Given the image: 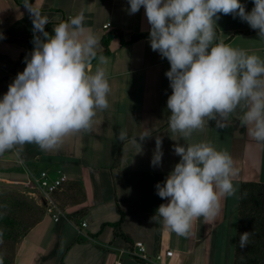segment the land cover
Wrapping results in <instances>:
<instances>
[{
  "label": "crops",
  "instance_id": "crops-1",
  "mask_svg": "<svg viewBox=\"0 0 264 264\" xmlns=\"http://www.w3.org/2000/svg\"><path fill=\"white\" fill-rule=\"evenodd\" d=\"M25 0H0V99L18 73L26 67L25 58L32 50L11 43L4 37L21 38L33 34L32 19ZM33 8L48 18L53 28L69 16L83 11L86 29L102 38L112 28L121 29L125 40L134 34L148 33L145 9L129 14L128 0H29ZM246 11L253 0H241ZM216 42L247 50L264 59V39L239 17L220 15L216 21ZM51 34V33H50ZM53 34V33H52ZM106 70L111 91L109 107L97 110L94 127L64 138L55 150L42 151L27 144L17 155L15 150L0 154V184L25 186L32 175L50 169L52 177L63 172L68 181L56 195L65 215L59 221L46 216L17 243L13 264H143L131 252L135 241H143L147 252L156 254L173 250L167 264H234L241 190L245 182L264 183V144L247 132L243 111L238 109L218 128L209 121L188 140L169 129L168 96L172 94L165 73L170 70L166 58L150 47L149 37L122 45L119 38L110 44ZM98 59L88 66L94 71ZM147 127L151 138L142 142V152L131 138ZM126 130L128 140L117 139ZM162 138L160 167L151 160L156 137ZM139 142V141H138ZM211 143L227 151L238 170L233 178L235 194L223 198L214 222L203 217L194 221L190 235L178 236L152 220L162 203L155 185L164 182L180 161L173 146L177 143ZM119 236L114 224L121 220ZM86 222L83 226L82 223ZM144 264H152L145 262Z\"/></svg>",
  "mask_w": 264,
  "mask_h": 264
},
{
  "label": "clouds",
  "instance_id": "clouds-1",
  "mask_svg": "<svg viewBox=\"0 0 264 264\" xmlns=\"http://www.w3.org/2000/svg\"><path fill=\"white\" fill-rule=\"evenodd\" d=\"M129 14L141 7L149 29L153 51L166 58L172 94L167 99L169 129L188 140L209 121L218 128L238 109L248 135L264 144V59L247 50L216 42V21L232 15L257 30L264 39V0H253L246 11L241 0H128ZM33 24L34 48L26 67L17 74L0 99V154L35 144L42 151L57 149L64 138L94 127L97 110L109 107L111 91L107 57L98 56L100 38L86 29L83 11L45 31L48 18L25 0ZM3 34L0 33V39ZM98 59L94 71L88 66ZM143 131L131 138L142 152V142L151 138ZM117 139L128 140L126 130ZM139 141V142H138ZM180 161L164 182L155 185L162 203L155 216L162 226L187 237L194 221L203 217L214 222L223 198L235 194L233 178L238 170L230 154L211 143L175 144ZM162 138L156 137L151 165L160 167ZM251 232L239 235V247L250 243ZM0 264H3L0 259Z\"/></svg>",
  "mask_w": 264,
  "mask_h": 264
},
{
  "label": "trees",
  "instance_id": "trees-1",
  "mask_svg": "<svg viewBox=\"0 0 264 264\" xmlns=\"http://www.w3.org/2000/svg\"><path fill=\"white\" fill-rule=\"evenodd\" d=\"M45 31L52 34L51 25H46ZM256 31L257 30H251V32ZM146 37H149V32L134 34L131 39L127 41L125 40L121 29L112 28L103 36V50L98 52V56H104L110 53V44L114 38H119L121 40V44L124 45ZM4 38L8 42L16 43L25 47L27 50H33L34 48L33 34L23 36L21 38ZM16 202L19 204L20 200H16ZM42 209L40 212L44 214V210ZM118 212L121 215V220L114 224L105 225L115 227L118 235L127 240V237L122 232L124 213L119 206ZM41 220L42 217H39L33 208H22L21 213L0 210V237H3L6 240L14 241L17 244V242H19L28 230L36 226ZM246 231L252 233L250 243L246 248L241 249L239 247V235ZM14 258L15 251L11 253V255H5L3 252L0 253V259H2L3 264H13ZM141 262L143 264L145 263L143 261ZM234 264H264V183L257 181L243 183L239 207Z\"/></svg>",
  "mask_w": 264,
  "mask_h": 264
},
{
  "label": "built area",
  "instance_id": "built-area-1",
  "mask_svg": "<svg viewBox=\"0 0 264 264\" xmlns=\"http://www.w3.org/2000/svg\"><path fill=\"white\" fill-rule=\"evenodd\" d=\"M67 181L68 178L63 172L58 171V174L52 177L51 170L46 169L30 176L25 182V186L31 189L33 195L40 198L44 214L52 217L55 221H59L61 216L65 215V212L56 195L62 190ZM82 225L85 226L86 222H83ZM130 252L138 260L152 264H167V259L174 255L173 250H167L164 254L160 253L152 257L148 254L143 241H135L131 245Z\"/></svg>",
  "mask_w": 264,
  "mask_h": 264
},
{
  "label": "rangeland",
  "instance_id": "rangeland-1",
  "mask_svg": "<svg viewBox=\"0 0 264 264\" xmlns=\"http://www.w3.org/2000/svg\"><path fill=\"white\" fill-rule=\"evenodd\" d=\"M16 200H20V203L18 202L20 204V207L19 204H17ZM22 208H33V210L37 212V215L39 217H42V219L44 218V214L40 212L43 208L41 205V200L39 197L31 193L30 188H24L18 185L16 186L0 184V210H8L10 212L21 213ZM17 246L18 244H16V242L0 237V253L3 252L5 255H11V253H13L14 251L16 253Z\"/></svg>",
  "mask_w": 264,
  "mask_h": 264
}]
</instances>
